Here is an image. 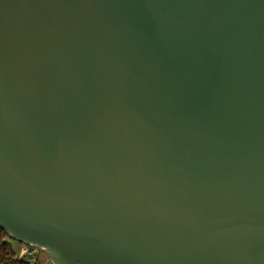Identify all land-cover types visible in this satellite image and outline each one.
Returning <instances> with one entry per match:
<instances>
[{
	"label": "water",
	"instance_id": "water-1",
	"mask_svg": "<svg viewBox=\"0 0 264 264\" xmlns=\"http://www.w3.org/2000/svg\"><path fill=\"white\" fill-rule=\"evenodd\" d=\"M0 228L53 264H264V0H0Z\"/></svg>",
	"mask_w": 264,
	"mask_h": 264
},
{
	"label": "trees",
	"instance_id": "trees-1",
	"mask_svg": "<svg viewBox=\"0 0 264 264\" xmlns=\"http://www.w3.org/2000/svg\"><path fill=\"white\" fill-rule=\"evenodd\" d=\"M7 237L6 232L0 228V264H42L35 256H19Z\"/></svg>",
	"mask_w": 264,
	"mask_h": 264
},
{
	"label": "rangeland",
	"instance_id": "rangeland-1",
	"mask_svg": "<svg viewBox=\"0 0 264 264\" xmlns=\"http://www.w3.org/2000/svg\"><path fill=\"white\" fill-rule=\"evenodd\" d=\"M7 239L9 240V242L11 243V245L13 246L15 251L17 253H19L21 243L10 238V237H7ZM26 245H28V244H26ZM28 246L35 248L34 253L30 257H34V256L37 257L42 262V264H53L51 259L48 256L47 252L44 249L36 247V246H30V245H28Z\"/></svg>",
	"mask_w": 264,
	"mask_h": 264
},
{
	"label": "built area",
	"instance_id": "built-area-1",
	"mask_svg": "<svg viewBox=\"0 0 264 264\" xmlns=\"http://www.w3.org/2000/svg\"><path fill=\"white\" fill-rule=\"evenodd\" d=\"M34 251H35V248L29 247L25 243H22L20 247V252L18 254L19 256H24V255L31 256L34 253Z\"/></svg>",
	"mask_w": 264,
	"mask_h": 264
}]
</instances>
